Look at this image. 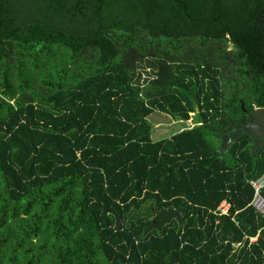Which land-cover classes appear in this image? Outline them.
I'll return each instance as SVG.
<instances>
[{
    "label": "trees",
    "instance_id": "1",
    "mask_svg": "<svg viewBox=\"0 0 264 264\" xmlns=\"http://www.w3.org/2000/svg\"><path fill=\"white\" fill-rule=\"evenodd\" d=\"M257 106L264 0H0V264H264Z\"/></svg>",
    "mask_w": 264,
    "mask_h": 264
},
{
    "label": "water",
    "instance_id": "2",
    "mask_svg": "<svg viewBox=\"0 0 264 264\" xmlns=\"http://www.w3.org/2000/svg\"><path fill=\"white\" fill-rule=\"evenodd\" d=\"M249 114L253 117L250 121L243 123L240 126L235 127L229 131L218 129L221 134L219 135V151L225 150L227 142L235 139L240 132H244L251 139L250 148L251 153L257 150V147L262 144L264 140V106H257L249 110ZM153 215L152 202L148 201L140 206L139 209H133L126 214V222L130 219H138L139 217H145L148 219V223L144 228L143 232H146L151 227L159 228L164 222L172 216L178 219L179 213L174 208H167L163 210L159 218L154 221L151 217ZM242 220L243 217L236 218Z\"/></svg>",
    "mask_w": 264,
    "mask_h": 264
},
{
    "label": "built area",
    "instance_id": "3",
    "mask_svg": "<svg viewBox=\"0 0 264 264\" xmlns=\"http://www.w3.org/2000/svg\"><path fill=\"white\" fill-rule=\"evenodd\" d=\"M191 118L185 120V125H191ZM249 184L252 187V195L248 204L257 212L264 213V172L249 179ZM228 203L225 198H223L215 207V211L221 213L225 212ZM254 236H248V240H252ZM236 244H234L235 246Z\"/></svg>",
    "mask_w": 264,
    "mask_h": 264
},
{
    "label": "rangeland",
    "instance_id": "4",
    "mask_svg": "<svg viewBox=\"0 0 264 264\" xmlns=\"http://www.w3.org/2000/svg\"><path fill=\"white\" fill-rule=\"evenodd\" d=\"M189 114H192V112ZM148 119L152 125L150 133L152 139L168 136L170 133L180 128L184 123L173 120L167 113H161L155 110L148 115Z\"/></svg>",
    "mask_w": 264,
    "mask_h": 264
},
{
    "label": "flooded vegetation",
    "instance_id": "5",
    "mask_svg": "<svg viewBox=\"0 0 264 264\" xmlns=\"http://www.w3.org/2000/svg\"><path fill=\"white\" fill-rule=\"evenodd\" d=\"M174 2H175V1H171L170 4H167V6H166V11H167L169 14H173V13H174V10H173V8H174V7H173ZM167 26H170V23H169V24H166V25H162V26H160V27H167ZM252 118H253V117L251 116V119H252ZM251 119H250V120H251ZM250 120H249V121H250ZM219 135H220V134H218L217 136L219 137ZM154 205H155V204H154ZM156 206H157V205H156ZM157 208H158V207H157ZM167 208H168V207L161 208V209L159 210V212H158V213H159L158 216L155 217V215H156V211H155V208H154V206H153V215H152L151 218H152L154 221H156V220L159 218L161 212H162L163 210L167 209ZM172 217H173V216H172ZM170 218H171V217H170ZM170 218H169V219H170ZM169 219H168V220H169ZM154 228H155V227H154Z\"/></svg>",
    "mask_w": 264,
    "mask_h": 264
},
{
    "label": "clouds",
    "instance_id": "6",
    "mask_svg": "<svg viewBox=\"0 0 264 264\" xmlns=\"http://www.w3.org/2000/svg\"><path fill=\"white\" fill-rule=\"evenodd\" d=\"M184 124H185V121H184Z\"/></svg>",
    "mask_w": 264,
    "mask_h": 264
}]
</instances>
